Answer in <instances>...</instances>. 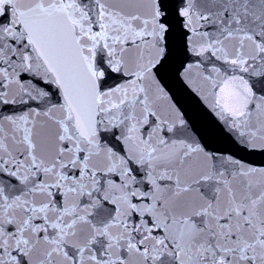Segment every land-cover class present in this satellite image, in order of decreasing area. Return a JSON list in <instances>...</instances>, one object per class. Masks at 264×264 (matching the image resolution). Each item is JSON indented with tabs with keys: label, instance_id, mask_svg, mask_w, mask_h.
<instances>
[{
	"label": "snow or ice",
	"instance_id": "snow-or-ice-1",
	"mask_svg": "<svg viewBox=\"0 0 264 264\" xmlns=\"http://www.w3.org/2000/svg\"><path fill=\"white\" fill-rule=\"evenodd\" d=\"M0 264H264V0H0Z\"/></svg>",
	"mask_w": 264,
	"mask_h": 264
}]
</instances>
